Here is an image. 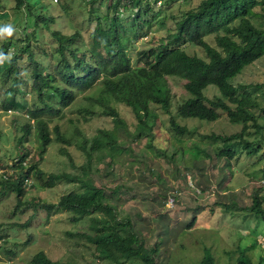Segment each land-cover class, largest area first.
<instances>
[{
    "label": "rangeland",
    "instance_id": "rangeland-1",
    "mask_svg": "<svg viewBox=\"0 0 264 264\" xmlns=\"http://www.w3.org/2000/svg\"><path fill=\"white\" fill-rule=\"evenodd\" d=\"M38 1H29L32 10L37 7L53 14V29L67 35L79 30L81 37L77 45L82 50L90 48L91 32L97 22L95 17L106 13L105 0L94 5L87 0ZM200 1L161 0V4L157 1L154 11L158 10L159 14L149 25L136 29L125 24L126 53L131 65L141 64L140 51L170 39L176 20ZM1 4V22L7 17L4 23H11L17 29L12 37L0 39V47L8 40L13 43L7 49V56L11 57L16 50L28 45L34 58L48 70H53L56 65L61 68L57 42L44 27L35 29L30 24L27 5L17 10L15 0H1ZM251 19L254 25L264 28L263 15ZM101 22L103 27H108L104 19ZM205 40L215 46L213 35L206 36ZM185 51L204 57L199 46L186 45ZM19 55L17 87L20 92L15 93V98L22 102L20 108H4L10 94L8 89L13 84L0 74V173L6 171L12 178L18 172L15 158L21 151L17 144L22 135L21 128L32 122L28 111L40 106L33 87V65L27 59V52L20 51ZM100 80L96 86L78 93L59 115L47 116L53 142L44 153L39 154V142L34 133L23 144L42 173L41 179L32 175L33 185L25 190L22 205L16 208L15 192L0 186V232L7 235L6 241L0 240V264H29L31 257L40 250L53 259L76 258L80 263L96 258L94 246L87 238L70 235L90 232L88 218L74 221L70 211L48 213L43 207L57 203L68 192L80 191L79 181L88 180L105 189L118 218H129L134 222L133 230L145 246H158V264H192L209 255L215 264H239L237 258L244 248H248L245 252L251 264H264V222L248 209L252 188L264 184V57L246 66L231 80L236 86L244 85L255 97L256 106L252 111L256 122L246 123L244 139L260 147L257 154L248 156L241 142L235 144L233 148L238 155L229 162L232 173H229L224 158L216 157L223 148L222 143L201 137V134L209 133L230 135L242 129L243 123L231 122L225 112L213 122L174 116L181 125L191 129V132L176 136L168 130L170 116L157 108L159 118L152 142L155 149L148 147L146 138L131 140L124 129H119L118 136L128 145L124 151L112 161L100 152L92 153L88 159L81 148L83 143L87 140L86 145L90 146V140L99 129L113 127L111 116L103 112L105 108L97 99ZM170 84L171 110L174 111L175 104L186 99L188 93L183 81L170 79ZM204 94L212 98L218 95V89L209 85ZM120 110L131 129L135 122L133 114L126 108ZM55 127L67 143L55 140ZM60 173L71 177L77 175L80 179L70 182L61 177L54 180L52 186H47L51 174ZM193 217L196 221L188 228ZM100 260L104 264H114Z\"/></svg>",
    "mask_w": 264,
    "mask_h": 264
},
{
    "label": "trees",
    "instance_id": "trees-1",
    "mask_svg": "<svg viewBox=\"0 0 264 264\" xmlns=\"http://www.w3.org/2000/svg\"><path fill=\"white\" fill-rule=\"evenodd\" d=\"M29 1L15 0V8L18 10L27 5V20L30 24L35 29L44 27L49 31L57 42V59L61 68L56 65L53 70H48L34 58L28 45L16 50L11 59L5 60L0 66V74L4 79H10L13 84L8 89L9 92L7 91L10 94L4 108L16 110L22 105V102L16 101L15 98V93L20 92L17 87L20 76L17 62L19 52H27V59L33 65V87L40 104L28 111L32 122L22 126V135L17 140L18 148H21L15 158L18 172L14 178L8 176L6 171L0 174V186L12 189L16 194V208L22 205L25 190L33 185L32 175L41 179L42 173L34 156H30V151L23 144L29 140L31 133H34L39 142L38 152L40 155L44 153L53 142L47 116L59 115L61 110L75 100L78 93L96 86L99 79L101 80L98 84L97 99L105 108L103 112L111 116L113 127L99 129L90 140V146L86 145L87 140L83 143L81 148L88 159L92 153L100 152L109 156L112 161L124 151L128 145L118 136L119 129H124L131 140L146 138L148 147L155 149L152 142L155 136L154 127L159 118L157 108L170 116L168 130L176 136L191 132L187 125H181L176 120L177 117L213 122L220 117L221 112H225L231 122H242V129L230 135L201 134L204 139L222 143L223 148L216 153V157L224 158L229 173H232L229 162L238 155L233 148L235 144L241 142L248 156L259 151L258 144L244 139L248 128L246 123L256 122V115L252 111L256 106L255 97L245 90L244 85L236 86L231 80L246 66L264 57V28L254 25L251 19L264 16V0H201L195 8L184 11L176 20L170 39L139 52L141 64L136 66L131 65L126 53L128 38L124 35L125 24L135 26L136 29L149 25L159 14L158 10L154 11V6L157 1L161 4V0H105L106 13L103 16L96 15L97 22L91 32L90 48L85 50L77 45L81 37L79 30L67 35L53 29V14L37 7L32 10ZM98 1L87 0L91 5ZM1 5L0 0V8H3ZM101 19L108 23V27L102 26ZM6 21L7 17L2 22L0 20V25ZM208 35L215 37V46L205 40ZM11 45L13 43L9 40L4 42L0 53L7 56V49ZM186 45L199 46L204 57L188 54L185 51ZM170 79L183 81L188 93L186 99L175 104L174 111L171 110ZM209 85L218 89V95L210 98L204 94ZM120 108L129 109L133 114L135 122L131 129L128 128ZM55 131L56 141L68 142L57 127ZM62 152L67 153L65 150ZM84 170L82 167V171ZM61 177L70 182L79 178L77 175L71 177L67 173L51 174L47 186H52L54 180ZM79 182L82 185L80 191L68 192L62 195L57 203L45 204L43 207L48 213L52 210L70 211L74 214V221L88 218L90 232H76L70 235L87 238L94 246L97 257L91 262L80 263L76 258L53 259L40 250L31 257L29 264H104L100 259L114 264L131 260L134 262L130 264H158V246H145L133 230L134 222L129 218L117 217L116 208L110 202L105 189L93 185L89 180ZM248 209L264 222V184L252 188ZM195 221L196 217H193L188 228H191ZM6 238L7 235L0 232V240L6 241ZM247 249L244 248L243 253H239V264H251L250 258L246 256ZM192 264L215 262L209 255Z\"/></svg>",
    "mask_w": 264,
    "mask_h": 264
},
{
    "label": "clouds",
    "instance_id": "clouds-1",
    "mask_svg": "<svg viewBox=\"0 0 264 264\" xmlns=\"http://www.w3.org/2000/svg\"><path fill=\"white\" fill-rule=\"evenodd\" d=\"M17 29L16 27L11 24H2L0 25V39H3L5 37H12L14 33H16ZM10 56H5L3 53H0V63H3L5 60H10Z\"/></svg>",
    "mask_w": 264,
    "mask_h": 264
},
{
    "label": "built area",
    "instance_id": "built-area-1",
    "mask_svg": "<svg viewBox=\"0 0 264 264\" xmlns=\"http://www.w3.org/2000/svg\"><path fill=\"white\" fill-rule=\"evenodd\" d=\"M54 2H57V0H53ZM0 174H2V173H0Z\"/></svg>",
    "mask_w": 264,
    "mask_h": 264
}]
</instances>
